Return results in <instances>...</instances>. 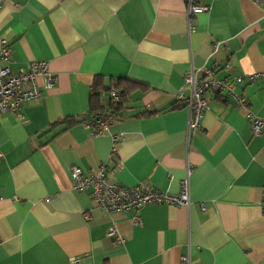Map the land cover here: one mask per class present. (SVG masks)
Wrapping results in <instances>:
<instances>
[{"label":"crops","instance_id":"obj_1","mask_svg":"<svg viewBox=\"0 0 264 264\" xmlns=\"http://www.w3.org/2000/svg\"><path fill=\"white\" fill-rule=\"evenodd\" d=\"M203 2L188 30L185 0H0L11 69L45 60L57 78L39 80L24 121L0 116V264H264V129L254 136L247 116L264 119V73L235 86L245 109L216 92L188 144L174 95L190 66L264 72V0ZM111 88L124 93L119 110ZM100 111L115 118L91 136ZM187 162L190 207L146 205L139 223L72 189L71 166L104 164L108 182L176 194Z\"/></svg>","mask_w":264,"mask_h":264},{"label":"built area","instance_id":"obj_2","mask_svg":"<svg viewBox=\"0 0 264 264\" xmlns=\"http://www.w3.org/2000/svg\"><path fill=\"white\" fill-rule=\"evenodd\" d=\"M259 1V0H257ZM186 20L188 30H192L193 18L197 13L208 9L203 0H185ZM11 50L6 39L0 40V116L12 114L20 121H24L21 112L22 104L28 100L40 96V83L42 87L50 89L57 78L53 74L45 60L30 61L24 68L13 71L10 67ZM4 62V63H2ZM224 69H228L225 65ZM262 73L256 72L231 77L217 78L212 69L207 67L190 66L183 74V83L175 92V100L188 110V123L186 128L187 144L190 141L192 130L200 127L201 120L208 109L209 104L215 97L216 92H223L228 95L235 107L245 109L247 99L242 94L235 92L237 85L254 82ZM107 95L111 102L117 103L122 98V93L116 88L108 90ZM247 116L251 120V130L254 136H258L264 129V119L256 117L250 111ZM115 118V113H95L86 126L92 128L91 136H100L109 133V127ZM113 146L111 157L116 155L117 135H111ZM0 150V157L2 156ZM117 169V168H116ZM186 175L180 182V190L176 194L162 192L151 186L138 183L127 186L119 182H108L106 166L101 164L96 170H86L79 165H73L70 169L72 189L78 192H88L94 207L109 213L132 212L134 220L139 223L138 210L150 204H168L189 208L191 205L189 178L192 174V164L187 162L185 166ZM261 206L264 209V186ZM107 235L113 237L117 244L123 242V236L114 227L107 230ZM185 264H192L188 255L182 256ZM71 264H79L76 257L70 258Z\"/></svg>","mask_w":264,"mask_h":264},{"label":"trees","instance_id":"obj_3","mask_svg":"<svg viewBox=\"0 0 264 264\" xmlns=\"http://www.w3.org/2000/svg\"><path fill=\"white\" fill-rule=\"evenodd\" d=\"M123 102H124V93L122 94V98H121V100L119 102H117V103L110 102V103L114 105L113 108L116 107L119 110L121 108ZM93 103H94L93 102V95H91V104H93ZM92 108H95V107L92 105ZM100 112H104V111H100Z\"/></svg>","mask_w":264,"mask_h":264},{"label":"water","instance_id":"obj_4","mask_svg":"<svg viewBox=\"0 0 264 264\" xmlns=\"http://www.w3.org/2000/svg\"><path fill=\"white\" fill-rule=\"evenodd\" d=\"M78 120H79V121H83V120H85V118H79Z\"/></svg>","mask_w":264,"mask_h":264}]
</instances>
